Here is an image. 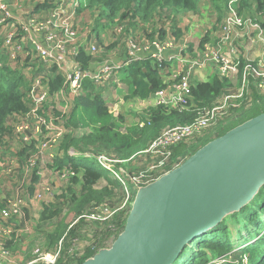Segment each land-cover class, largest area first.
<instances>
[{
  "label": "trees",
  "instance_id": "1",
  "mask_svg": "<svg viewBox=\"0 0 264 264\" xmlns=\"http://www.w3.org/2000/svg\"><path fill=\"white\" fill-rule=\"evenodd\" d=\"M208 1L218 12L219 17L222 15L224 16L228 7V0ZM49 6L50 4L47 3L41 4L36 2L34 11L38 14H42ZM84 7L87 9L97 7L100 10L101 15L98 16L97 21H99L101 17H107L114 23L113 19L116 15H119L126 21L127 26H129L131 23L128 24L127 20H133L134 16H138L143 20L161 13L168 16L170 12L193 11L196 9V4L194 0H85V4L79 5L77 9L78 12L85 9ZM239 10L241 13L248 14V16L239 13ZM167 11L169 14H166ZM237 11L241 17L258 21L264 27V0H240ZM103 25L107 26L108 24L105 23ZM126 31L127 28L125 32ZM161 32H159V34ZM178 34L179 31H177L176 35ZM17 37L20 38L21 35L18 34ZM207 40H209V37L206 38L203 36L201 44ZM239 53L240 64L238 65L237 80L239 81V85H241L242 73L245 66L250 64L252 68H255L257 67V61L256 56H253L254 53H252L251 58H247L250 61H247L245 58V50L240 48V45ZM248 55H251V53H248ZM21 56L22 54L16 53L15 58L11 59L8 50L3 45V39H0V163L5 156V150H2V147L7 146L5 141L7 137H10L12 140H18L20 149L18 151V156L20 158H23V155H25L29 147H34V144L31 143L32 140L31 142L23 141L16 131V119L19 118L20 115H25L29 110L27 105H29V92L32 88V81L26 79V73H24L22 67L17 66L15 68L10 65L15 59H17L19 63L30 64V55L26 56L29 62L23 61ZM77 59L83 67H88L89 61L93 58L82 49ZM32 67L34 68V64H32ZM121 72L123 74L128 73L131 80L132 90L127 98H146L150 94L165 87L161 76V67L152 59L134 61L130 65L123 67ZM34 77H32V79ZM63 80V77L55 68L46 70V74L42 76V82L48 85L51 94L62 86ZM248 81V93L244 91L243 95L244 93L245 95L242 98H233L229 100L230 108L225 117L221 118L211 128L206 129L200 138L186 139L177 145L170 146L168 148V159L163 168H155V171H150L149 169L155 163L150 157L145 163H141L142 167H135L136 170L131 171L132 175L135 177L133 183H137L138 186H141L152 181L159 175L180 164L197 148L203 145L204 142H207L208 139L210 140L221 135L231 127L263 112L264 79L257 81L252 75H248ZM232 86L234 85L230 83L228 78L216 74L211 79L205 78L203 80H197L196 78H192L191 93L186 100L185 107L167 109L162 106H155L149 108L147 112L148 115L142 116L144 122L143 129H137L132 132L134 135L141 136V140L134 142L129 136L121 134L118 130L120 128L118 124L120 125L123 118H113L103 102V94L94 92L96 88L94 83L91 81H84L83 93L72 98L73 106L71 112L76 115H71L70 119H66L67 117L65 118L64 115L60 116V118H65L66 120L67 132L61 139L57 154L54 155L48 165L52 171H56V175H61L62 170H68V173L72 174V176L69 177L70 185L65 189L66 192L61 191L57 198H59L61 201L60 203H62L61 208L66 207L68 213H73L75 216L74 219H76L74 224L71 223L72 225H69L70 228L68 230L65 229L67 225L60 219L54 226L53 231L51 233L47 232L46 239L48 243L45 244L46 249H50L54 246L55 249L52 251L54 252L57 248H60L59 257L53 264H80L84 259L93 255L99 248L107 246L108 240L112 236L115 238L123 228L128 210L133 201L134 195L132 194L130 196V194L126 192L127 190L125 191L124 189V185L127 186L130 180L126 179L125 183H123L121 180L122 178L116 179L110 177L107 170L103 168H97L93 164L80 162L81 158H85V151H92L91 154L98 155V153L102 152V148H105L115 151L116 155L119 157L127 158L135 151L148 146L150 141L164 128L189 124L197 117L199 112L210 110L214 104L222 100L223 96L235 94ZM52 96L53 95L50 97ZM242 101L247 102V104ZM233 104H235V106H233ZM239 104L240 107L238 106L237 108ZM79 124L87 126V129L90 131L81 136H75L74 129L79 127ZM209 130L213 136L208 137L201 144V138L204 137ZM17 135H19V137ZM101 145H103V147H100ZM91 147L93 150H91ZM69 148L74 150V154L70 153L71 150ZM35 167L31 172V182L29 186H27L29 193H32L33 184L35 185L36 181L39 179V174ZM102 178L112 186L119 188L122 191V195L125 194L122 196L123 199L125 196L128 197V199L125 198L128 207L126 210H119L110 221L111 226L118 230L116 233L111 232L113 228L103 229V232L95 230L89 247L81 250L79 248L80 244L76 241L72 242V239L77 237V226L87 220L86 217L83 216L86 212V207L91 202H98L101 204V207L105 206L109 209L115 207L114 199H110L112 191H110L107 186H103L99 189L94 187ZM133 185L137 187L136 184ZM54 189H57V187H54ZM42 202L44 206L41 208L39 216L40 221L51 218L54 215L57 216L58 213L56 211L59 212L60 208L51 211L49 208L52 203ZM5 205V202L0 203V209ZM262 206L264 207V185L246 206L242 207L237 212L227 215L215 227L191 240L172 264H177L182 257L187 255V248L191 247L194 243H198L199 246H204L201 247L199 251H192V255L190 256L194 257L191 260L195 264H200V261L204 262L207 260H209V263L214 258L227 254L230 250V244H228V241H226V244H222L221 242L223 238H226L225 232L228 231L227 225L232 221L233 224H238V229H241L246 224L257 221V210ZM10 221L14 223V228L17 227L15 219L12 218ZM97 223L103 222L97 221ZM213 230L221 232L222 237L220 240L218 239L216 241L217 238L216 235L212 233ZM209 233L214 235L213 239L207 240V238H203L208 236ZM256 237L257 241L251 245V249H243L241 252L248 257L247 264H264V247H262L264 246V241L260 243V239L264 238V234H257ZM15 242L20 244V235H18L16 239L12 237V239L6 241V246L12 252L18 253L20 250H18V245L14 244ZM209 252L211 254L210 256H208ZM241 253L238 254L240 258ZM239 260L238 262L240 264ZM184 263L186 264L187 261Z\"/></svg>",
  "mask_w": 264,
  "mask_h": 264
},
{
  "label": "built area",
  "instance_id": "2",
  "mask_svg": "<svg viewBox=\"0 0 264 264\" xmlns=\"http://www.w3.org/2000/svg\"><path fill=\"white\" fill-rule=\"evenodd\" d=\"M22 1L0 0V26L8 28L3 36L4 47L8 50L11 59L15 58L16 53H22L23 51L25 56L30 55V64H28L27 69L29 72L33 69L32 64H34V59H36L47 70L55 68L64 80L62 86L51 94L48 85L42 82V76L35 77L31 83L32 88L29 92V110L26 118L19 126L16 121V131L25 142L32 140L34 135L42 137L41 130L48 133L41 143L37 145L38 150L34 154V158L30 157L25 161L26 165L23 168L21 180L19 183L17 182L18 185L16 184L14 191L9 193L7 204L0 209V264H16L20 258L18 253L12 252L6 246V241L12 239V237L16 239L20 235H16L17 229L14 228V223L10 219L17 220L21 216L23 198H34V200L40 199V201L49 202L52 196L51 188L42 185V183L39 187L40 192L34 188L35 191L29 193L27 188L31 182V174L29 177L30 171L33 170L39 159H47L49 157L48 160H52L55 155L54 149L58 148L63 135L67 132L65 118L62 119L60 116L54 117L50 113H39L44 103H46L48 98H51V95L54 97L58 95L65 102L63 106L64 110H68L71 106L72 98L83 93L84 81H91L97 84L98 90H101L113 74L118 73L123 67L140 59L134 50L135 43L133 40L135 38L125 36V59L122 58L119 63L108 61L95 62L92 59L88 67H83L77 59L78 54L84 49V46L79 42V33L72 25L75 14L74 9L60 3L51 11L50 15L42 20H38L36 19L37 17L35 18L32 15L28 17L22 15ZM239 3L240 0H228V7L222 20L227 19L223 24L224 27H221L214 38H209L203 44L200 41L201 50L199 53H195V56L197 57L198 54L202 56L198 65L205 62L213 63L211 65L216 66L213 70L215 74L227 78L225 75L237 72L238 65L240 64L239 44H237V41L239 39L248 40L249 37L255 43V49L260 50L261 55L259 54L260 57L256 58L257 67L252 68L250 64L245 66L242 73L241 88L235 94L223 96L222 100L218 101L221 102L220 105H216V103L210 110L199 112L197 117L189 124L166 127L153 138L144 150V152L149 154L148 158L150 157L155 162L149 169L150 171H155V168L164 167L168 159V148L170 146L177 145L186 139L200 138L204 134V131L208 129L207 126L211 121H213L212 125L214 126L216 122L225 117L230 108L229 100L238 97L242 98L245 93H248V75H252L257 81L264 79V27L258 21L241 17L238 14L237 8L235 10V7H238ZM13 10L17 11L16 20L19 30L25 32V35H21L20 38L17 37V29L13 25H9V21L14 15ZM235 27L243 28L241 29L243 31L239 34ZM114 32L116 37L124 35L125 26L122 23L115 25ZM36 34H40L43 37L46 45H42L34 40V35ZM201 36L203 37L204 35ZM168 37L165 40L153 39L150 43L156 51L154 54L157 60H153L161 67V71L162 64L170 62L173 59L171 56L163 57V52L176 44L174 36ZM198 39L200 40L201 37ZM141 46L145 45L141 44ZM197 46L195 45V47ZM182 47L180 44L179 57L176 58L177 64L172 66L169 73L165 71L163 74L165 87L150 94L147 99L137 100V104L140 106L137 110H146L145 116L148 115V109L155 106H162L167 109L185 107L186 100L191 93L192 77L190 75L191 66L188 65L191 57L185 55ZM88 50V54L93 58L99 52L98 47L92 43L89 44ZM247 61L250 60L247 59ZM240 90L241 92H239ZM63 113L65 112L63 111L62 115H64ZM204 113L205 116L203 115ZM19 135L17 136L19 137ZM98 159L100 164L109 170L111 169L110 164L116 161L103 155L99 156ZM37 173L40 175L39 172ZM59 251L60 248H57L54 252L35 249L36 258L25 262V264H34V262L53 264L59 257Z\"/></svg>",
  "mask_w": 264,
  "mask_h": 264
},
{
  "label": "rangeland",
  "instance_id": "3",
  "mask_svg": "<svg viewBox=\"0 0 264 264\" xmlns=\"http://www.w3.org/2000/svg\"><path fill=\"white\" fill-rule=\"evenodd\" d=\"M37 0H35L36 2ZM206 3V2H205ZM206 5H204L203 7H201V10L199 9L198 12H201V16L200 18L203 20H206V16L207 17H212L213 19H217V13L216 11L210 6L208 9L204 10ZM208 7V6H207ZM237 7H235L236 10ZM189 12V11H186ZM76 18L77 21L79 23V27L80 28H84V27H89V28H93V27H99V28H103L106 30L107 33H109V42L110 40L112 41L113 38H111V34H113V26L115 25V21L123 23L125 22L123 20V18H121L119 15H116V17L113 19L114 23H112L110 21L109 18L104 17L97 21L98 16L101 15L100 14V10L97 7H92L89 10H82L80 12L76 13ZM166 14H169L168 11L166 12ZM188 14V13H187ZM185 14V16L182 18V24H181V37L177 36L176 33L173 30V27H169V30H171L174 35L176 36V42L178 41L183 47V50L185 52V55L187 57H191L189 59L188 65H190L191 67V74L190 75H198V73L200 72L201 75L198 76V78H200L201 80L205 78L203 71L208 70V68H211V71L214 70V67L216 66H212L211 64L213 63H209V62H205L203 64H199L198 62L202 59V56L200 54H198V56L196 57L195 53H199L201 48H200V41L198 37H195V33H196V23L194 22L192 17H189L190 15ZM225 16V14H224ZM224 16L222 18V20L224 19ZM177 17L176 13H172L170 12V14L164 15L163 13L161 14H155L154 16H152L149 19L143 20L140 19L138 16H134L133 20L128 19V24H133L132 27L135 30V32L138 34L139 30L141 29L140 25L143 26V32L145 35L153 32V33H157V31L159 30V26H163L166 25L167 23H170L172 25L173 20ZM129 18V17H128ZM125 19V18H124ZM180 18H176V20H179ZM227 20V19H226ZM226 20L219 22H215L216 24V31L218 32L221 27H224V23L226 22ZM133 21V22H132ZM107 23V26H104L103 24ZM130 24V25H131ZM93 27H92V26ZM129 25V26H130ZM129 26H127L126 24V28H128ZM125 28V30H126ZM8 28L6 26H0V39L2 37V35H4V33L6 32ZM129 29V28H128ZM227 29V28H226ZM236 31L240 32L243 31L241 29L243 28H238L235 27ZM127 33L129 32H125L124 35H121V37L125 36ZM81 34V33H80ZM169 38L168 36L163 38L162 40H165ZM200 38V37H199ZM133 42L135 43V52L138 53L143 46H141L140 42L138 40H133ZM237 44L240 45V48H242L243 50L249 51V53H254L255 51H258V49H255V43L253 41H251V39L248 37L247 39H239L237 41ZM105 45V44H104ZM195 45H198L197 47H195ZM119 47L118 44H116L114 46V50H117ZM112 48V47H111ZM111 48L109 49H105V47L103 46V48H101L102 52H104L105 54H101V56H105L108 55L110 57V59L112 60H117L119 54L114 55L111 54ZM22 60L25 62H29V59L24 55V53L22 54ZM196 57V58H195ZM125 59V57H124ZM142 59V58H140ZM140 59H137L136 61H139ZM151 59H155L157 60V57L155 54H153L151 56ZM194 59V60H193ZM154 61V60H153ZM192 61V62H191ZM131 64V63H130ZM13 67H17V66H21L26 79H29V81H33L32 77H34V73H40V67H36L34 66V68L29 72L28 69V65L25 63H19L17 59L13 60L10 64ZM164 72L166 70H168V67L171 66V64L169 63H164L162 64ZM172 68V66H171ZM214 72V71H213ZM215 75V73H210L209 76L207 78L211 79L213 76ZM228 80L230 81V83L234 86H232L234 88L233 92H237L241 87L239 85V81L237 80L238 77V70L237 72H233V73H229L227 75ZM131 80L130 77L127 74H123L121 71H119L118 73H115L112 75V77H110L107 80V84L103 85V88L101 90H98V85H96V88L94 89V92H99L101 94H104V99L103 102L105 103V105L108 108V111L110 114H113L115 112H118V109L116 107V104H118L119 106V111L122 114H125L126 111L124 110H120V105L119 103H123L125 104V101L129 100V99H135V98H127V96H129V94H131V90H132V85H131ZM168 88V87H167ZM246 89V88H245ZM244 89V90H245ZM93 92V91H92ZM241 92V90L239 91ZM239 98V97H238ZM141 99V98H139ZM142 99H147L146 98H142ZM133 100H129L126 103H132ZM241 101V100H239ZM243 103L244 102L242 101ZM221 102H217L216 105H220ZM64 104L65 102L63 100H61V98L57 95L56 97H51L48 98V100L46 101V103H44L43 107L41 108V110L39 111V113L41 114H46V113H50L52 114L54 117L56 116H61L62 112L64 111V117H68L70 114V109L68 110H64ZM136 105V104H135ZM132 109L129 111L131 114L130 115H134V116H145L146 114V110H142L139 111L135 108L134 105H132ZM240 107V104L237 105ZM27 107H29V105H27ZM28 112V111H27ZM27 112L25 113V115H20L19 118L16 119L18 126L22 124V122L24 121V119L26 118ZM119 113V114H120ZM118 114V115H119ZM205 116V113L203 114ZM133 116V122H137L135 120V117ZM213 121H211L209 123V125L207 126V128L212 127L213 125ZM81 128V127H80ZM127 128V127H125ZM124 127L119 128L118 130H125ZM75 136H80L79 133L81 132V130L78 128L75 130ZM90 130L87 129L86 132H89ZM48 132H42L41 130V136L42 137H36L34 135V137L32 138V142L30 140L31 143L34 144V147H29L25 153V155H23V158H20L18 156V151L19 149V142L17 139H11L10 137H7L5 139L7 146L2 147V150H5V156L4 159H2V162L0 163V203L5 202L7 204L8 202V196L10 192L14 191V188L16 186V184L18 185L19 181L21 180V176H22V171L23 168L25 167L26 163L25 161L27 159H29L30 157L34 158V154L37 152V145H39L42 141V139L47 135ZM213 136L211 134V131L209 130L204 137L201 138L200 143L202 144L208 137ZM209 140V139H208ZM207 140V141H208ZM5 143V142H4ZM61 143V141H60ZM205 143V142H204ZM203 143V144H204ZM32 145V144H31ZM147 147V146H146ZM146 147L139 149L137 151H135L133 153L132 156V160H130L128 163H124V165L120 168V169H110L107 170V172L109 173L110 177L113 178H122L121 180L123 181V183H125V180L128 179L130 180V182L127 183V186L124 185V189L127 193L130 194V196L132 194H134L136 192L137 187L134 186L133 184L137 183H133L135 181V177L132 175L131 171L136 170L135 167H142V164H139V160L141 159L142 161H146L148 159L149 154L144 152V150L146 149ZM71 150L72 153V148H69ZM91 150H93L91 148ZM55 154H57L58 152V148L54 149ZM89 153H86V155H88ZM97 157V156H96ZM49 157H47V159H39L37 164H36V171L40 173L39 175V179L36 181L35 185L33 184V191L37 190L38 192H40L41 190L39 189L41 183L42 185L45 186H49L52 190V196L49 200V204L52 203L51 207L49 208L51 211H54V209L56 208H60L59 212L56 211L58 214L57 216H52L51 218L45 219V220H41L39 219L40 216V212H41V208H43V202H39L36 207L40 208L39 211H37L36 213L39 214L38 217L34 216V211H35V205L34 203L36 201H40L39 200H34V198H23L22 200V206H21V216L17 218L16 220V224H17V230H16V235L20 234L21 238L24 239L23 242L21 243L20 248H18V250H20L21 252H18V256L20 257L19 260L16 262V264H25V262L29 261L27 260V255H31L29 258L32 257V259L36 258V254L34 253L35 249H40L41 251H43L41 249V245H45L47 242L46 239V234L51 233L54 229V226L57 224L58 221H60V219H62L64 221V223L67 225L65 229H69L70 226L75 223L74 219V215L73 213H68L67 208H61L62 203H60L61 201L59 200V198H57L58 195H60L61 191L62 192H66V188L70 185L69 183V177L72 176V174L68 173V170H62V174L61 175H56V171H54L55 173H53L48 165L50 164V160H48ZM90 158V157H89ZM88 158V160H90ZM82 159V158H81ZM87 163L90 164V162L87 161ZM94 166L97 168H101V166L99 165L98 162L94 161ZM32 171H30L29 173V177ZM55 179V180H54ZM55 181L56 185L55 187H57V189H54V186L52 184V181ZM18 182V183H17ZM39 182V183H38ZM103 186H107V188L110 189V191H112V195L110 199H114L115 202V207L113 209H109L105 206L101 207L98 202H91L86 208V212L83 216L86 217L87 220H85L84 223H81L77 226V237L72 239V242H77L79 243V248L81 250H84L85 248H88L89 245L91 244L92 238H93V234L95 232V230H97L98 232H103V229L106 228H113V230H111V232L116 233V228L111 226V220L113 219L114 215H116L118 213L119 210H126L128 207L127 201L125 200V198L128 199V197H124V199L122 198V191L117 188L112 186L111 184H109L108 182H106V180L104 178L100 179L95 185L94 187L99 189L102 188ZM138 186V185H137ZM35 187V190H34ZM72 187V186H71ZM62 188V189H61ZM126 193V194H127ZM66 194V193H63ZM112 207V206H111ZM126 207V208H125ZM94 221V222H93ZM97 221L103 222V223H97ZM72 223V224H71ZM69 226V227H68ZM98 226V228H97ZM228 227V231H226V238H223L222 244H226V241H228V244H230V250L228 251L227 254L222 255V256H218L216 258H214L213 260H211L209 263L207 261H200V264H239L238 260L240 261V264H247L248 263V257L245 256L244 253H241L243 251V249L245 250H250L251 249V245L254 244L257 241V234H264V207H260L257 210V221L253 222V223H248L245 226H243L241 229H238V224H233V222L231 221L229 225H227ZM38 228V229H37ZM66 230V231H67ZM218 230H213L212 233H214L216 235V241L222 237V234L220 231ZM212 233H209L208 236L203 237V238H207V240L209 239H213ZM83 236V238H82ZM1 238V235H0ZM114 239V237L112 236L106 245H109L111 243V241ZM264 241V238L260 239V243H262ZM60 244V243H59ZM201 247H204L203 245L199 246L198 243H194L192 244L191 247H188L187 249V255H185L184 257H182L177 264H185L184 262L187 261L186 264H189V261L191 259H193L194 257L190 256L192 255V251H199V249ZM264 247V246H262ZM241 253V258L238 254ZM210 252L208 254V256H210ZM213 258V257H212ZM243 259V261H242ZM41 262H34V264H40ZM42 264H50V263H42ZM176 264V263H175ZM190 264H195L193 263V261L191 260Z\"/></svg>",
  "mask_w": 264,
  "mask_h": 264
},
{
  "label": "water",
  "instance_id": "4",
  "mask_svg": "<svg viewBox=\"0 0 264 264\" xmlns=\"http://www.w3.org/2000/svg\"><path fill=\"white\" fill-rule=\"evenodd\" d=\"M264 185V111L137 186L121 231L80 264H172L188 240L246 206Z\"/></svg>",
  "mask_w": 264,
  "mask_h": 264
},
{
  "label": "crops",
  "instance_id": "5",
  "mask_svg": "<svg viewBox=\"0 0 264 264\" xmlns=\"http://www.w3.org/2000/svg\"><path fill=\"white\" fill-rule=\"evenodd\" d=\"M36 2L41 3V4L47 3V4H50V6H49L48 9L44 10V12L42 14H38L37 12L34 11V5H35ZM36 2H35V0H23L22 1L21 11H23L22 15L24 17H28V16L32 15L35 18L37 17L36 19L42 20L46 16L50 15L51 11L55 7H57L60 3L66 4V5H68V6H70V7H72L74 9L75 14H74V19L72 21V25L76 28L77 32L79 33V42L84 46L83 48L86 50L87 53L89 51L88 50V46H89L90 43L95 44L98 47V49H99L98 54L94 58L92 57L95 62L108 61V62H111V63H119L122 60V58L126 57V46H125V41H124L125 36L135 38L142 45H145V46H143V48L138 53H136V55H138L140 58L151 59V56L156 52L155 48L152 45H150L151 41L153 39L162 40L163 38H165L167 36H174L176 38L174 33L171 30H169V27H171V26L173 27V30H174V32L176 34H177V31H179V34L177 36L181 37L180 29H181V24H182V18L187 13H188L187 15H190L189 17L193 18L194 22L197 25L196 33L194 34L195 37L199 36V37L202 38L201 35H204L206 38L207 37L214 38L215 35L217 34V32H215L216 29H217L216 28V24L217 23H215V22H219L220 23L222 21V17H223V15L221 17H219L218 12L212 7V4L208 0H194V2L196 4V9L195 10L189 11V12H185V11L174 12L177 15L176 18H180V19L176 20V18H175L173 20L172 25L170 23H167L166 25L159 26V30L157 31V33H153L152 32V33H149V34L145 35L144 32H143V26L140 25L141 29L139 30V32L137 34L135 32L136 29H134L132 27L133 24H131L128 27L129 29L127 28V31H126V32H129V33H127L123 37H121V36L116 37L115 36V32H114V26L117 25V24H120V22L115 21V25L113 26V34H111V38H113V40L112 41L110 40V43H108L109 42V33H107L105 29L99 28V27H93L92 25L91 26L93 28H89V27L80 28L79 27V23H78L77 18H76V15H77L76 13L78 12L77 9H78L79 5L80 4H85V0H37ZM204 5H206L204 10L208 9L211 6L216 11L217 19H213L212 17H207V16H206V20H203V19L200 18V16L202 14H201V12L199 13L198 10L199 9L201 10V7H203ZM82 10H89V9L85 8V9H82ZM82 10H80V11H82ZM239 13H241V11ZM13 14L14 15L12 16L11 20L9 21V25L10 26L13 25L17 29L18 34L25 35V32L20 31L19 28H18L19 25H18V22L16 20L17 11L13 10ZM241 14H243L245 16H248V14H244L243 12ZM122 24L125 26L126 25V21L123 22ZM161 31H163V32H161ZM159 32H161V33L159 34ZM3 36L4 35H2L1 39H3ZM34 40L36 42L42 44V45H46L43 37L40 34L34 35ZM116 44H118L119 47H118L117 50H114V46ZM103 46L105 47L106 50L112 47L110 53L114 54V55L119 54L118 59L117 60H112V59H110V57L108 55L101 56V54H105L101 50V48H103ZM179 46H180V43L177 41L176 44L172 48L167 49V50H165L163 52V57H169V56L173 57V59L170 62H165V63H169V64H171V66H175L177 64L176 63L177 62L176 58L179 57ZM249 51H246V53H245V58L246 59L252 57V53H251V55H248ZM23 53H24V51L22 53H20V54H23ZM259 54H260V51L258 50V51L254 52L253 56L255 55L256 58H259L260 55H261V54L260 55ZM34 66L40 67V69H41L40 73H34L35 77L43 76V75L46 74V70L47 69L44 66H42L41 64H39L36 59H34ZM171 66H169L168 70H166L167 73H169L171 71ZM211 72L215 73V72H213V70L211 71V68H208V70L203 71L205 78H207ZM163 74H164V69H163V66H162V71H161L162 80H164V75ZM200 75H201V73L199 72L198 75H196V76L195 75H191V77L192 78H196L197 80H201L200 78H198V76H200ZM138 99L139 98H135L134 100L133 99H129V100H133L132 103H126L129 100L125 101V104L119 103L120 110H124L125 109L126 111H128L125 114L120 113L118 104H116L118 112H115V113L111 114L113 118H117V117H122L123 118V121L120 123V125L118 124V126L120 128H122V127H124V128L127 127V128H125V130H119V131H120L121 134H125V135L129 136L130 139L132 141H134V142L141 140V136L140 135H134L132 132L134 130H137V129H143V126H144V122H143L142 116L137 117V116H134V115H130L131 113L129 112L132 109V107H133L132 105H134L136 109H138L140 107L137 104V100ZM72 106H73V104L71 103L70 114H69V117H67L66 119H70L71 115H76V114H72V112H71L72 111ZM81 114H82V111H81ZM133 116L135 117V120L137 122H135V121L133 122V119H132ZM65 125H66V120H65ZM78 126L79 127L75 128L74 130L79 128L81 130V132L79 133L80 136L83 135V134L88 133V132H86L87 126H85L83 124H81V125L79 124ZM74 132H76V131H74ZM100 147H103V145H101ZM101 151L102 152L98 153V155L91 154L92 151L91 152L85 151V154H84L85 158L80 159L81 160L80 162H82V163L86 162L87 163V161H88V162H90V164H93L94 161H96V162L99 163L101 168H103L104 170H109V169H106V167H104V166H102L100 164V161H99L98 158H99V156L103 155L104 157H108L110 159L116 160L112 164H110V167L114 170V169H120L124 165V163H128L130 160H132V156H133V153H132L129 157L122 158V157L117 156L115 151L107 150L105 148H102ZM86 153H89V154L86 155ZM72 154H74V150L73 149H72ZM88 158L90 160H88ZM138 160L140 161L139 164L140 163H145V161H142L141 159H138ZM52 172L55 173L54 171H52ZM54 180L52 181V184L55 187L56 183H55ZM39 202H41V201H36L34 203V205H35L34 216L35 217H38L39 214H40V213L39 214L36 213L40 209V208L36 207V205ZM15 228L17 229V227H15ZM23 240L24 239H22L21 236H20V244L16 243V242L14 244L18 245V247L20 248V247H22L21 243L23 242ZM41 249L43 251H45V252H52L55 249V247L53 246L50 249H46L45 245H41ZM18 252H21V251H18ZM30 256L31 255H27V260H29V259L31 260L32 259V257L29 258Z\"/></svg>",
  "mask_w": 264,
  "mask_h": 264
},
{
  "label": "bare ground",
  "instance_id": "6",
  "mask_svg": "<svg viewBox=\"0 0 264 264\" xmlns=\"http://www.w3.org/2000/svg\"><path fill=\"white\" fill-rule=\"evenodd\" d=\"M189 242H190V240H188V241L186 242L185 246H186L187 244H189ZM185 246H184V247H185ZM182 250H183V249H182Z\"/></svg>",
  "mask_w": 264,
  "mask_h": 264
},
{
  "label": "clouds",
  "instance_id": "7",
  "mask_svg": "<svg viewBox=\"0 0 264 264\" xmlns=\"http://www.w3.org/2000/svg\"><path fill=\"white\" fill-rule=\"evenodd\" d=\"M196 238V237H195ZM193 240V239H192Z\"/></svg>",
  "mask_w": 264,
  "mask_h": 264
}]
</instances>
